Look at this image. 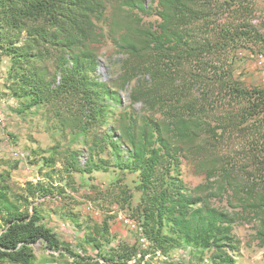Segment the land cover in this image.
Returning <instances> with one entry per match:
<instances>
[{"label": "trees", "instance_id": "trees-1", "mask_svg": "<svg viewBox=\"0 0 264 264\" xmlns=\"http://www.w3.org/2000/svg\"><path fill=\"white\" fill-rule=\"evenodd\" d=\"M145 1L0 0V53L12 58L9 89L44 103L65 128L93 132L105 118L107 84L94 77V44L106 37L99 23L107 22L126 55L113 86L133 83L131 100L144 111L117 119L131 151V161L118 165L139 172L141 199L132 206L133 192L122 185L115 197L130 208L149 246L112 244L113 216H106L100 236H87L99 258L78 255L77 263L145 264L146 255H168L184 241L210 251L213 264H232L240 247L237 225L253 224V238L264 247V85L248 86L233 68L239 48L264 46L255 3L153 0L150 8ZM154 13L156 24L143 20ZM102 142L94 138L92 149ZM65 151L73 183L71 169L79 171L80 163ZM184 161L204 177L193 188L181 176ZM109 167L92 153L84 170ZM51 184L22 186L0 171V264H37L39 242L70 251L41 223L37 198L53 196Z\"/></svg>", "mask_w": 264, "mask_h": 264}, {"label": "rangeland", "instance_id": "rangeland-1", "mask_svg": "<svg viewBox=\"0 0 264 264\" xmlns=\"http://www.w3.org/2000/svg\"><path fill=\"white\" fill-rule=\"evenodd\" d=\"M254 3L257 15L255 23L264 35V0H254ZM145 4L150 8L156 7L153 0H146ZM115 5L108 7V14L112 13ZM135 12L139 11L135 9ZM143 20L156 24L160 19L154 13L143 14ZM99 25L106 37L94 44L97 55L94 77L107 84L101 96L106 110L104 122L91 133L65 128L44 103L29 96L12 94L8 81L12 58L0 53V114L4 116V124H0V171L9 172L13 180L22 186L28 181L52 183L56 188L55 194L47 200L37 198V201L43 202L39 207L41 223L51 228L70 248V251H66L48 248L44 242L36 243L33 247L37 264H78V255L99 258V248L88 241L87 236H100L99 226L106 216H113L110 218L109 235L112 244L138 242L141 250L149 246V243L140 242L139 232L130 224V219H133L130 208L127 204L123 205L122 200L118 203L115 197L122 185L128 186L133 192L132 206H136L141 199V191L137 189L139 172L129 167L122 169L118 165H126L131 161V151L120 136L117 119L126 111L140 114L144 111L141 103L131 100L133 83L125 89L113 86L114 80L121 74L126 55L108 35V23L101 22ZM235 55V77L248 86H263L264 46L253 49L241 47ZM94 138L102 139L100 148L92 149ZM65 150L74 153L80 163L79 171L71 169L73 183L67 180L69 164H65L62 155ZM16 151L25 156L15 155ZM92 153L96 160H107L109 169L86 172L84 168ZM181 170V176L189 188L204 181V177L195 173L186 161ZM165 231L168 232V228ZM254 233L253 224L235 227L240 247L234 252L232 264H264V247L254 240ZM106 243V240L103 241V244ZM143 262L213 264L210 251L184 241L168 255L152 252L146 255Z\"/></svg>", "mask_w": 264, "mask_h": 264}, {"label": "built area", "instance_id": "built-area-1", "mask_svg": "<svg viewBox=\"0 0 264 264\" xmlns=\"http://www.w3.org/2000/svg\"><path fill=\"white\" fill-rule=\"evenodd\" d=\"M0 124H4V116L2 114H0ZM14 154L17 155V156H21V157L25 156L24 154H21L18 151H16ZM129 222L133 226V229H135L137 232H139V240H140V242H142L144 244H148L149 241L147 240V238L144 235L142 226L140 224H138L137 222L131 220V219H130Z\"/></svg>", "mask_w": 264, "mask_h": 264}]
</instances>
